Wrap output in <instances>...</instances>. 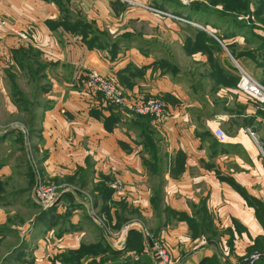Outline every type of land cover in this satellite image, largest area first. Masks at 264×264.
<instances>
[{
	"label": "crops",
	"instance_id": "crops-1",
	"mask_svg": "<svg viewBox=\"0 0 264 264\" xmlns=\"http://www.w3.org/2000/svg\"><path fill=\"white\" fill-rule=\"evenodd\" d=\"M121 1L125 8L117 13L114 0H64L65 4L57 0H0V16L28 34V40L12 36L8 30L0 36V82L9 83L6 70L10 68H15L17 80L24 76L12 55L19 47L32 46L49 63L42 79L47 89L40 93L41 106L36 111L37 150L41 154L38 162L45 179L62 186L80 204L94 197L100 206L98 187H109V222L116 223L117 213L128 218L116 229L120 235L114 233V240L120 237L127 244L133 229L143 235L140 223L145 220L167 247L172 264H198L212 255H217L222 264H244L242 257L258 250L256 242L264 241L257 205L264 207V109L258 110L233 79L229 82L221 74L209 76L217 68L211 66L206 55L186 54L189 61L184 66L176 62L170 48L164 53L165 42L158 34L140 29L143 38L157 41L156 45L148 49L137 41L121 45L111 54L88 47L81 35L52 29L48 24L63 16L65 6L72 16L80 14L112 34L134 32L128 23L131 18L138 19L142 28L150 23L141 13L148 14L147 9ZM169 20L158 18L153 22L159 26ZM225 49L223 69L235 76L236 70L227 61L236 59ZM161 59L177 66L178 73L172 68L166 71L167 67L159 63ZM91 68L112 77L129 103L151 98L164 103L162 122L152 120L147 127L161 149L156 156L160 162L147 151L145 124L136 119L135 113L109 104L102 94L86 87ZM8 101L12 117H17L18 106L10 94ZM8 122L22 121L13 118ZM218 127L227 136L225 142L215 135ZM150 161L158 166L152 168ZM117 179L124 184L121 190L110 187ZM71 186H76L77 192ZM154 188L161 190L162 197L156 209L152 204ZM59 200V208L68 207V201ZM84 208H74L75 225ZM188 220H193V230ZM210 228L218 231L216 239L209 238ZM152 260L158 264L155 258Z\"/></svg>",
	"mask_w": 264,
	"mask_h": 264
},
{
	"label": "rangeland",
	"instance_id": "rangeland-1",
	"mask_svg": "<svg viewBox=\"0 0 264 264\" xmlns=\"http://www.w3.org/2000/svg\"><path fill=\"white\" fill-rule=\"evenodd\" d=\"M131 1L137 2L138 0ZM180 1L185 6L190 5L195 0ZM258 3L264 5V0H258ZM206 4L210 9L208 13L202 17L196 16L198 22H194L188 18L189 10L185 7L168 5L167 10H162L155 7L151 0H146L144 5L147 7H143V9H147L148 14L141 12L140 8L134 10L147 16L144 21L150 23H146L144 28H142L138 19L136 20L135 18H131L128 23L137 34L140 29L149 34H158L165 42V45H162L164 53H168V48H170L176 57L175 61L180 62L184 66L189 61V57L182 49L184 39L186 36H194L196 32L193 29L188 30L187 24L194 26L196 24L199 26L198 28L208 32L213 37H217V33L226 30L229 25L227 22H231V18L227 19L221 15L224 11V5L210 6V4ZM215 10L221 14L219 15ZM132 14L134 15L135 13L132 12ZM226 14L228 16L235 15L232 12H226ZM158 18L170 20L168 23L155 26L153 21L158 20ZM244 20L246 21V19ZM237 31L239 33L236 35V41L242 45H245V38L249 37V33L264 35V31L260 27L253 29L250 27V29ZM125 32L133 31L110 34L119 36ZM254 39L257 40V38ZM242 48L250 49L249 45ZM254 62L246 59L247 65H244L243 68L263 81L264 68L258 67ZM232 63L236 66L234 61ZM18 81V85L23 88L24 93L32 100L36 86L25 76H21ZM0 84H2L0 85V264H88L90 261L92 264L111 263L115 258L112 254L105 253L100 248L90 251L88 247L96 243L103 248L109 244L112 249L124 251L127 244L119 238L118 240L113 239L112 232L117 233V230L113 228L112 221L109 222L110 219L104 215L105 213L103 214L96 210L98 206L93 200L94 197L89 196L90 198L88 197L89 199H87L86 203L82 204L85 207L84 212L76 225L72 221L73 213L70 216V220L64 224L62 216L66 215L68 208L64 207L66 205H60L62 207L59 208L61 202L58 199L66 194V192L61 190L59 197L52 204V206H56L57 213L61 215L58 217L57 224L50 229L40 224L38 216L46 208L36 199L38 180L47 185H60L45 179L44 172L38 162L41 154L37 150V135L30 132V127L23 120L27 113L18 111L17 117H12L10 109H8L9 83L5 80L3 83L0 82ZM21 109L24 111L23 106ZM13 118L20 119L22 122L9 123L8 121ZM17 129L21 132L20 136L15 132ZM37 134H39V131ZM70 188L77 192L76 186H71ZM72 193L75 194L74 192ZM87 217L91 219L90 222H88ZM72 224L75 225L73 231L63 232L65 227L68 228L67 230H71ZM144 226L153 235L154 232L145 220ZM81 228L83 233L80 231ZM75 232L76 234H73ZM85 257L88 258L84 260Z\"/></svg>",
	"mask_w": 264,
	"mask_h": 264
},
{
	"label": "trees",
	"instance_id": "trees-1",
	"mask_svg": "<svg viewBox=\"0 0 264 264\" xmlns=\"http://www.w3.org/2000/svg\"><path fill=\"white\" fill-rule=\"evenodd\" d=\"M58 2L64 3V0H57ZM152 4L162 10H167L168 5H174L176 7H185L189 10L188 18L193 20L194 22H198V18L196 16H204L210 10L206 3L210 4V6H217V5H224L223 14L219 13L215 10L216 13L221 14L223 17L227 19L231 18V22H227L229 25L227 26L226 30L223 32L217 33V38L211 36L208 32L198 28L197 26L187 24L186 27L188 30H196L194 36H186L183 42V49L186 54L192 56L198 52L206 55L208 57V61L210 62L211 66L217 68V70H212L210 72L211 77L219 76H226L229 78V82L235 81V85L239 81V72L238 68L229 61L227 63L229 66H232L236 70L235 76L230 75L227 69H223L224 65L222 62V54H224L225 50L224 47L226 46L234 58L243 65V62L246 59H250L254 62L255 65L258 67L264 68V35H258L255 33L248 34L249 37L245 38V45L240 44L236 41V35H238L237 30H246V29H253L255 27H260L262 31H264V5L258 3V0H195L191 2L190 5L182 4L180 0H151ZM206 2V3H205ZM65 4V3H64ZM113 6L115 7L117 13L124 10L125 6L121 0H114ZM62 17L57 19L56 21H49L48 24L52 29L62 28L68 32L78 34L82 36V39L86 45L92 49L98 48L102 50H108L111 54H115L121 45H129L132 42L144 43L151 49L153 45H156L157 42L146 41L147 39L143 38V35L140 32L133 33V32H125L119 36H112L110 32L106 29L98 28L94 22H89L86 18L77 14L76 16L71 15V11L65 6L62 10ZM226 12H232L235 14L234 16H228ZM246 19V21L244 20ZM248 23V24H247ZM208 24V23H207ZM211 25V24H210ZM250 26V27H249ZM15 36V35H12ZM17 37V36H16ZM19 38V37H18ZM254 38H257L254 39ZM22 40V39H21ZM256 43V44H255ZM224 44V47L222 46ZM253 44V45H251ZM255 44V45H254ZM249 45V50H246L242 47ZM13 58L18 66L19 71L24 74V76L31 82L36 85L35 93L33 94L32 100L24 93L21 87L18 85L17 78L18 75L15 72V68H10L6 70V75L9 80L10 85V98L12 99L13 103L18 106L19 112H26V117L23 118L24 122L28 124L30 127L31 133H38V115H37V108L41 106L39 102V95L42 91L46 90V86L42 85V79L45 77V68L49 66L48 62H45L42 59V54L40 51L36 50L32 46H22L17 49H14L12 52ZM160 64L164 65L167 69L166 71L170 70L171 68L178 73L177 66L170 65L168 60H160ZM112 78V77H111ZM113 79V78H112ZM233 79V80H232ZM87 75L85 79L86 85ZM264 82V79H263ZM117 83V82H116ZM118 84V83H117ZM119 85V84H118ZM87 87V86H86ZM99 93V92H97ZM101 94V93H99ZM104 97V96H103ZM105 99V98H104ZM23 106L24 111L21 109ZM136 115V119L142 121L145 124V129L143 133L144 136V144L146 145L147 151L151 154V157L154 158L157 156V153L161 150L157 142L151 137L150 131L147 130V127L151 125L152 118L149 116L143 115ZM19 129L15 130L18 133V136L21 135V132L18 131ZM157 162H160V158L156 157ZM150 165L153 168L157 167L158 165L154 164V162L150 161ZM161 168V167H160ZM29 171L31 169L29 167ZM33 178V177H32ZM73 179V178H72ZM73 181V180H72ZM100 197L102 198L101 205L96 201L97 206L100 208V212L105 213L109 219L112 220L110 211L111 207L108 203V199L111 197L112 190L107 187L106 185H100L98 187ZM240 189V188H239ZM241 190V189H240ZM242 194L245 196L246 199L249 200V203L253 204L250 197L241 190ZM161 190L158 188L153 189V197H152V204L155 207H158V202L161 201ZM61 200L68 201V212L65 216H62V221L65 224L67 221L70 220V216L73 213L72 211L76 207H82V204L75 200V197L72 194H64L61 196ZM259 206L258 209V216L260 217V221L264 224V207L262 204H257ZM61 216L57 213L56 206H52L46 208L42 211V213L38 216L40 224L45 226L46 228L50 229L55 227L58 221V217ZM117 220L116 223L113 224V228L119 229L127 220L123 214H116ZM88 222H90V218L87 217ZM190 228L194 229L193 220H188ZM65 227V226H64ZM63 227V228H64ZM71 230H67L68 228H64L65 231H73L74 224L71 225ZM156 230L154 231V233ZM199 231H197L198 233ZM207 232H210L211 235L209 238L216 239L218 236V231L216 229L210 228L207 229ZM228 233L232 234L231 229L227 230ZM231 236V235H230ZM256 248L259 251L264 253V241L256 242ZM108 244V243H107ZM229 245L232 246L233 242L229 240ZM99 244H92L88 247V250L94 251L97 248L105 251V253L112 254L115 258L109 264H153L152 256L146 252L147 250V243L139 230H130L129 236L127 239V246L124 251H118L116 249H112L111 246H104L103 248L100 247ZM79 250V249H78ZM100 250V252H101ZM126 253V254H125ZM125 254L124 256H122ZM251 254V253H248ZM246 254V255H248ZM88 258L85 257L84 260ZM243 258V257H242ZM68 261V259H67ZM73 263V262H71ZM81 263V262H80ZM82 264V263H81ZM88 264H92L90 261ZM198 264H222L219 257L217 255H212L211 257L203 258ZM257 264H264V255L260 257Z\"/></svg>",
	"mask_w": 264,
	"mask_h": 264
},
{
	"label": "built area",
	"instance_id": "built-area-1",
	"mask_svg": "<svg viewBox=\"0 0 264 264\" xmlns=\"http://www.w3.org/2000/svg\"><path fill=\"white\" fill-rule=\"evenodd\" d=\"M132 2L131 0H125ZM135 5L147 7L144 4L138 2H132ZM195 26L199 27L195 24ZM8 30L9 34L15 35L22 40H28V34L23 29L19 28L15 24L11 23L8 18L0 16V36L4 31ZM224 46V44H222ZM235 62V61H234ZM239 72V81L237 83L238 90L245 95L249 100L256 104L258 110L264 109V82L256 78L249 71L241 67L235 62ZM86 86L91 91L101 93L105 100L109 104L116 105L118 107L127 108L137 115L149 116L155 122H162L165 115L164 103L157 98H151L145 101L129 103L126 96L123 93L122 88L116 83L110 76L101 73L99 70L91 68L87 73ZM216 137L220 142H225L227 136L221 128H216ZM124 184L121 180H114L110 187L114 190H121ZM63 191L62 186L47 185L41 180H38L36 199L45 208H49L57 200L60 195V191ZM96 221V220H95ZM141 224V230L144 233V237L147 243L146 252L156 259L158 264H172V259L167 247L153 236L150 231ZM111 233V232H110ZM112 235L115 234L112 232ZM120 234H116L115 236ZM121 240V238L119 237ZM264 255L263 252H252L251 254L243 256L244 264H257L260 257Z\"/></svg>",
	"mask_w": 264,
	"mask_h": 264
},
{
	"label": "water",
	"instance_id": "water-1",
	"mask_svg": "<svg viewBox=\"0 0 264 264\" xmlns=\"http://www.w3.org/2000/svg\"><path fill=\"white\" fill-rule=\"evenodd\" d=\"M224 47V46H223ZM236 62V60H234ZM59 200V199H58Z\"/></svg>",
	"mask_w": 264,
	"mask_h": 264
}]
</instances>
